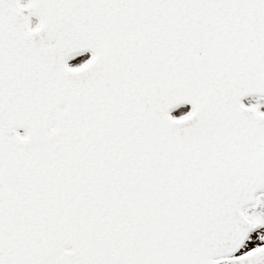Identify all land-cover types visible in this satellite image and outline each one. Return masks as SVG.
Listing matches in <instances>:
<instances>
[{
    "label": "snow or ice",
    "instance_id": "snow-or-ice-1",
    "mask_svg": "<svg viewBox=\"0 0 264 264\" xmlns=\"http://www.w3.org/2000/svg\"><path fill=\"white\" fill-rule=\"evenodd\" d=\"M0 264H264V0H0Z\"/></svg>",
    "mask_w": 264,
    "mask_h": 264
}]
</instances>
